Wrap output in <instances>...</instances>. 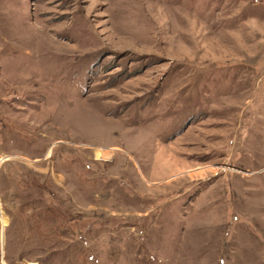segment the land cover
Masks as SVG:
<instances>
[{"label": "rangeland", "instance_id": "374dc122", "mask_svg": "<svg viewBox=\"0 0 264 264\" xmlns=\"http://www.w3.org/2000/svg\"><path fill=\"white\" fill-rule=\"evenodd\" d=\"M0 264H264V0H0Z\"/></svg>", "mask_w": 264, "mask_h": 264}]
</instances>
